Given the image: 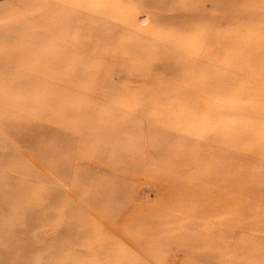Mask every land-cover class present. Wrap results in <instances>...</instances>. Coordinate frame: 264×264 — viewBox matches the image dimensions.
I'll return each mask as SVG.
<instances>
[{
    "label": "rangeland",
    "instance_id": "rangeland-1",
    "mask_svg": "<svg viewBox=\"0 0 264 264\" xmlns=\"http://www.w3.org/2000/svg\"><path fill=\"white\" fill-rule=\"evenodd\" d=\"M263 45L264 0H0V264H264ZM177 53L224 81L168 85Z\"/></svg>",
    "mask_w": 264,
    "mask_h": 264
},
{
    "label": "bare ground",
    "instance_id": "bare-ground-1",
    "mask_svg": "<svg viewBox=\"0 0 264 264\" xmlns=\"http://www.w3.org/2000/svg\"><path fill=\"white\" fill-rule=\"evenodd\" d=\"M217 15H218V13H217ZM211 18L212 17L206 18L205 16L201 17L200 15H198L196 17V19L194 20V25L192 27H195V29H194L195 34L199 33L198 38L200 39V42H202L201 48H203L205 50H217V51H219L218 53H221V54L223 53V56L225 57L224 52L226 50V44H225L226 41H225L224 37L223 38L220 37L221 33L224 30V28H223L224 22H225V20H223L224 17L219 18L217 20V24L215 23V25H210L211 23L214 24V21ZM79 19H82V18H78V20ZM9 34H11L13 36V38H10V39H14L15 37L21 38V37L33 36V31L27 32L21 28H17L16 30H12V32ZM200 36H202V37L200 38ZM196 41H198V39H196ZM248 46H245V47H248ZM175 55H176L175 59H178V61L176 62L174 59H172V60L176 63V67L179 66V67H177V68H179L178 70L177 69L171 70L169 68L170 66L169 67L160 66V65L157 66V69H160L161 71L163 70L165 72L164 73V74H166L165 82H167L168 85L173 84V83L179 84V85H180V83H190L189 88L191 90H195L196 92L203 94V92L205 93L206 91L211 92L213 90H216L214 88H211L212 87L211 83L218 84L219 81H220V83L222 81H224V80H222V81L221 80H213V81L207 80L205 78V76L201 74L200 69H203V68H201L202 66H205V65H206V67L212 66V64L209 63L210 60H208L207 58H205V59L201 58L200 59V58H198L197 54L190 55L189 57L181 56L178 53ZM211 55H214V54L212 53ZM254 56H253L254 58L250 59L251 63H253L255 60H257V61L262 60V58L264 57V52L255 53ZM165 58L169 59L168 56H166ZM185 58H188V59H186L187 60L186 62L183 60ZM210 58H211V56H210ZM217 58L219 59V56H217ZM215 66L213 65V67L210 69L211 73H215V71L217 69ZM186 70L189 71L187 74L184 73V71H186ZM215 78H216V76L212 77V79H215ZM207 83H209V86L206 85ZM199 96L200 95H195V98L199 97ZM0 115H1V107H0ZM7 161L8 160H6V157L0 152V186L4 185V187H7V185L9 186L10 182H11V180L8 179L3 173V170H6L9 167V166L7 167V165H8ZM12 163H13L12 167L13 168L15 167L14 169L19 171L20 167L18 166V164L17 163L14 164V162H12ZM24 172L27 173L26 171H24ZM6 183H7V185H6ZM26 185H27V183H24V185L22 186L24 189V192H27L26 189H29V187ZM16 186H19V185H16ZM17 191H19V190L18 189H13L12 191L7 190V192H5L3 194L1 193L2 190L0 191V199H1L0 202L3 201V203L0 204V212H1L0 213L1 214L0 215V221L1 222L4 220H7V222L11 225L14 222L13 217H14L15 213L13 211H11L10 209H12L11 203L14 202L13 198H15V197L19 198L18 195L21 194L20 192H17ZM22 216L25 218L26 226H32V225L36 224V222L38 223L36 213L32 212L30 214H26V215H22ZM120 218H122V217H120ZM116 221L118 222L119 220H116ZM4 230H5L6 238H8L11 241V242L8 241L9 244L7 245L8 246L7 249H14V245L12 243L13 240H11V239L18 238L20 235V230L16 229L13 226L12 227L9 226L8 229L5 228ZM113 233H115V232L113 231ZM29 247H31V245H29ZM32 248L34 250V247H32ZM35 256L33 258L36 259ZM26 258H28V257H26ZM24 260H27V259H24ZM2 261H1V263H2ZM22 262H24L23 259H22ZM86 262L88 263V261H86ZM22 264H24V263H22ZM40 264H45V262H41Z\"/></svg>",
    "mask_w": 264,
    "mask_h": 264
}]
</instances>
